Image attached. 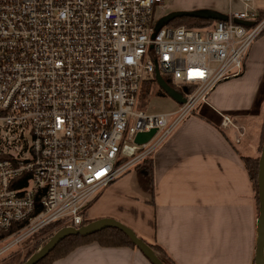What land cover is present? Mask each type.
I'll list each match as a JSON object with an SVG mask.
<instances>
[{
	"label": "built area",
	"instance_id": "1",
	"mask_svg": "<svg viewBox=\"0 0 264 264\" xmlns=\"http://www.w3.org/2000/svg\"><path fill=\"white\" fill-rule=\"evenodd\" d=\"M239 1L227 21L156 30L165 0H0V257L49 225L80 227L99 193L243 74L264 19ZM156 69L187 89L173 112L142 106ZM220 115L239 143L246 127Z\"/></svg>",
	"mask_w": 264,
	"mask_h": 264
},
{
	"label": "crops",
	"instance_id": "2",
	"mask_svg": "<svg viewBox=\"0 0 264 264\" xmlns=\"http://www.w3.org/2000/svg\"><path fill=\"white\" fill-rule=\"evenodd\" d=\"M254 6L260 15L264 13V0H254ZM203 8L226 10L212 1L172 5L168 13ZM261 34L249 50L243 74L221 82L208 102L150 156L153 190L145 189L139 171L130 168L88 206L85 221L116 219L147 243L162 246L177 264H254L259 215L253 181L242 157H257L263 136ZM220 113L234 116L246 127L239 143L234 130L221 128ZM20 262L18 256L1 264ZM54 264L152 263L137 248L93 242Z\"/></svg>",
	"mask_w": 264,
	"mask_h": 264
},
{
	"label": "water",
	"instance_id": "3",
	"mask_svg": "<svg viewBox=\"0 0 264 264\" xmlns=\"http://www.w3.org/2000/svg\"><path fill=\"white\" fill-rule=\"evenodd\" d=\"M181 17H194L215 21H227L229 18L227 14L208 8L192 11H172L158 20L156 24V30L170 24L174 19ZM156 80L161 89L172 99H174L178 104H183L186 102V98L184 96L185 92L187 91L186 88L180 90L169 85L161 76L158 69H156ZM155 132L156 129H153L150 132L139 133L135 139V142L139 145L146 144L150 141ZM257 180L259 216L257 220V243L254 264H264V140L259 159V171ZM105 228H117L121 230L152 264H165L157 256L153 248L141 237H139L132 228L113 218H102L94 220L81 227L68 226L60 228L42 245L39 250L33 253L23 264H37L42 259H44L62 240L71 235L88 236L95 234Z\"/></svg>",
	"mask_w": 264,
	"mask_h": 264
},
{
	"label": "trees",
	"instance_id": "4",
	"mask_svg": "<svg viewBox=\"0 0 264 264\" xmlns=\"http://www.w3.org/2000/svg\"><path fill=\"white\" fill-rule=\"evenodd\" d=\"M264 14V13H262ZM261 16V17H260ZM259 16V20L263 18L262 15ZM183 20H186L185 22L189 25L184 24ZM217 21L215 20H206V19H200V18H194V17H181L176 18L173 21H171L170 24L174 26L179 25H185L187 27L196 28V27H207L214 25ZM149 88H151V84L147 86L146 92L142 91L141 97L146 96V94L149 91ZM264 140V127H263V136H262V142L259 147V152L261 150V146L263 144ZM259 159L260 156L257 157H242V160L245 164V167L249 173V176L251 180L253 181L254 189H255V197L257 201V209H258V215H259V200H258V171H259ZM150 163H151V157H150ZM148 176L144 174L143 171H139V181L141 185L147 189V190H153V178H152V164L150 165V168L148 169ZM90 221H84V223L81 225L88 224ZM80 226V227H81ZM16 226H13L11 230H13ZM60 228L57 227L56 224L49 225L42 229L40 231V235H46L45 242L53 235L55 234ZM144 240V239H143ZM145 241V240H144ZM44 242V243H45ZM93 242H97L102 246L105 247H122V246H128L132 248H137L132 241L127 237L126 234H124L121 230L117 228H105L95 234L88 235V236H81V235H71L64 240H62L44 259H42L37 264H51L52 262H55L68 254H70L73 250H75L79 246L87 245ZM146 242V241H145ZM157 256L165 263V264H177L172 257L168 254V252L160 245L148 243ZM138 249V248H137Z\"/></svg>",
	"mask_w": 264,
	"mask_h": 264
},
{
	"label": "rangeland",
	"instance_id": "5",
	"mask_svg": "<svg viewBox=\"0 0 264 264\" xmlns=\"http://www.w3.org/2000/svg\"><path fill=\"white\" fill-rule=\"evenodd\" d=\"M165 4L159 6L155 9V18L159 20L164 15L168 14V10L172 5H181V6H190L192 4H205L211 3L214 1L218 6L225 7V13L230 14V7L232 9L231 12L242 11L245 9V6L239 0H165ZM241 5H240V4ZM255 7V6H254ZM256 8V7H255ZM264 19V14H261ZM261 17V16H260ZM183 20L184 24L189 25ZM264 29V28H263ZM264 32V31H263ZM262 35V34H261ZM259 35L254 43L260 38ZM151 84V88H149L146 96L141 97V102L143 108L148 112H173L177 109L178 103L172 99L169 95H167L161 87L155 82H146L144 86V91L146 92L147 86ZM173 86H176L173 84ZM262 149V146H261ZM261 155V150L258 153V156ZM150 156L144 155L139 157L131 166V169H137L138 171H143L146 176H148V169L150 168ZM100 194V193H99ZM46 235H40V232L34 235L33 237L26 239L25 241L15 245L11 250L6 252L4 255L0 257V264L9 261L13 257H20L21 262L23 264L33 253L39 250L45 242ZM56 262V261H55ZM52 262L51 264H54Z\"/></svg>",
	"mask_w": 264,
	"mask_h": 264
}]
</instances>
